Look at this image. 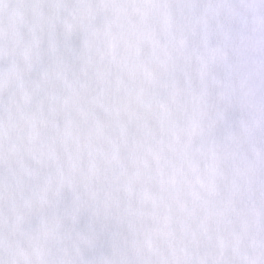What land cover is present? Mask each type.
Here are the masks:
<instances>
[{"label":"snow or ice","instance_id":"snow-or-ice-1","mask_svg":"<svg viewBox=\"0 0 264 264\" xmlns=\"http://www.w3.org/2000/svg\"><path fill=\"white\" fill-rule=\"evenodd\" d=\"M0 264H264V0H0Z\"/></svg>","mask_w":264,"mask_h":264}]
</instances>
